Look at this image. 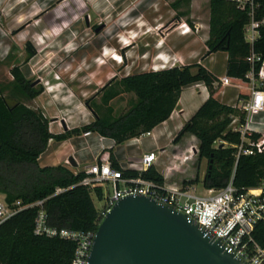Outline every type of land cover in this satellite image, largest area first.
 Listing matches in <instances>:
<instances>
[{"label": "trees", "instance_id": "trees-1", "mask_svg": "<svg viewBox=\"0 0 264 264\" xmlns=\"http://www.w3.org/2000/svg\"><path fill=\"white\" fill-rule=\"evenodd\" d=\"M178 4L176 1L172 5L178 9ZM254 5V19L264 20V0H254ZM180 15L186 16L188 12ZM249 21V10L241 9L236 0H209L207 54L225 52L226 75L243 81L248 80V72L253 71L256 75L260 67V62L252 64L247 60L250 54L260 55L264 60V23L258 28V37L249 43L244 36V26ZM27 51L31 55L30 47ZM11 73L27 98L34 99L40 94L24 80L18 67ZM198 82L207 87L209 96L184 123L174 141L186 133L197 139L198 158L207 160L202 180L205 189H221L229 182L238 190L259 187L264 180V153L244 154L239 147L251 146L241 140L239 132L229 127L235 117L243 122L245 113L215 97L214 86L218 80L199 63L128 74L120 79V85L122 90L135 95L129 111L114 116L109 102L116 92H104L101 97L106 105L104 114H99L89 104L93 121L80 129L57 134L49 131V121L42 110L21 102L9 104L0 88V193L5 194L8 204L17 200L22 204L43 201L42 206L21 210L0 225V264H70L75 248L72 241L34 235V219L40 208L45 211L49 226L83 232L97 228L99 217L91 193L100 200L102 189H90L81 184L85 177L83 171L73 173L62 164L40 166L39 157L50 139L62 142L90 130L114 139L118 145L122 144L167 120L182 88ZM249 137L252 142L260 138L255 133ZM217 141L220 143L215 146ZM107 158L113 167L122 170L123 177H141L159 188L164 184L163 175L153 165L138 173L122 168L112 151L103 152L98 160L101 162ZM183 184L192 182L184 181ZM57 188L64 191L54 194ZM252 237L264 248L263 222L255 225Z\"/></svg>", "mask_w": 264, "mask_h": 264}, {"label": "rangeland", "instance_id": "rangeland-1", "mask_svg": "<svg viewBox=\"0 0 264 264\" xmlns=\"http://www.w3.org/2000/svg\"><path fill=\"white\" fill-rule=\"evenodd\" d=\"M176 1H179L178 9L172 5ZM182 12H188V15H180ZM208 18L207 0H0L2 94L9 104L21 102L42 110L49 121V130L54 134L80 129L93 121L89 104L99 114H104L106 105L101 101L104 92H116L109 105L114 116L123 115L135 102V95L122 90L120 79L133 72L152 71L151 66L141 63L142 57L144 60L151 57L154 37L163 38L160 43L173 44L170 46L175 52L171 57L173 65H186L179 55L183 47L194 49L192 55H197L195 60L186 63L205 64L209 54L203 23L207 24ZM153 22L154 25L149 24ZM181 24L191 26L186 36L177 34L180 33L177 27ZM97 27L102 28L96 32ZM146 31H150L149 34L141 38ZM127 42L132 44L123 47ZM115 53L122 56L121 63L112 59ZM15 67L34 90L40 91L34 99L27 98L20 91L11 73ZM52 90L56 91L51 93ZM263 118L264 114L255 115L253 123L264 122ZM259 141L264 148V126L260 129ZM143 142L144 147L122 145L116 154L139 157L146 147L152 146L149 136H144ZM173 142L175 146L170 147L168 154L176 155L166 167L164 181L182 184L189 190L191 188L190 192L194 194L203 193L207 160L198 163L195 157L192 162L180 165L177 157L183 151L190 154L197 142L190 136ZM219 143L217 141L215 146ZM74 149L76 151V147ZM150 150L157 155L162 152L156 148ZM72 153L69 143L49 141L38 162L40 166L62 164L75 171L82 170L86 162H80L76 168L68 162ZM165 159V155H161L156 166H163ZM184 181L192 184L185 185ZM102 190L100 200L91 193L99 219L105 197L112 193L111 187ZM0 200L8 204L3 193H0Z\"/></svg>", "mask_w": 264, "mask_h": 264}, {"label": "built area", "instance_id": "built-area-1", "mask_svg": "<svg viewBox=\"0 0 264 264\" xmlns=\"http://www.w3.org/2000/svg\"><path fill=\"white\" fill-rule=\"evenodd\" d=\"M236 1L241 9L249 10L250 21L244 26V36L246 41L253 43L258 37V28L264 23V20L257 21L254 19V0ZM177 30L181 34H186L190 32V27L187 24H181L177 27ZM247 60L252 64L260 62L256 75L253 71L249 72L251 80L255 78L264 80V60L261 59V56L251 53ZM219 82L221 85H228L230 79L228 76H222L219 78ZM232 106L241 109L245 113V118L243 122L237 117L233 118L229 127L232 131L239 132L241 140L251 146L244 149L240 146V151L242 150L244 154H253L254 151L264 153L262 142L247 141V136L254 129L253 117L264 110V92L253 88L250 100L242 101L239 99ZM49 131L53 133L51 129ZM146 134H149V132H146ZM91 137L99 142L96 151L92 150L89 143ZM77 138L80 144L79 150L90 154V162L82 170H78L85 173V177L80 183L90 189L111 187L112 190V193L105 197L104 205L99 212L101 217L97 225L105 213L119 199L135 194L151 196L161 203L182 210L207 233L219 239L225 250L234 252L247 264H264V248L258 245L252 237L255 225L258 222L264 223V180L257 188L238 190L232 182H229L221 189L203 188L204 191L200 194L191 193V188L189 190L176 182L164 181L163 186L159 188L152 181L141 177H123L122 170L113 167L109 158L101 162L98 160L103 152H113V148L117 144L114 139L90 130L82 131ZM49 141H52V139ZM139 141V137H134L129 140V144L137 145ZM194 149L195 147L191 148L190 154L181 158V163L186 162L188 158L194 155ZM73 160L77 163L74 156ZM156 160V154L148 152L144 153L138 161H129L121 167L141 173L153 165ZM68 162L74 167L70 159H68ZM70 170L73 173L78 172ZM161 174L165 177L166 173ZM62 191L64 189L57 188L54 194ZM42 203L43 201L39 200L35 203L22 204L17 200L12 204H6L3 200H0V225L17 212L32 206H42ZM95 232L96 230L83 232L49 226L47 215L42 208H40L34 219V235L58 237L72 241L75 244L70 264H88Z\"/></svg>", "mask_w": 264, "mask_h": 264}, {"label": "water", "instance_id": "water-1", "mask_svg": "<svg viewBox=\"0 0 264 264\" xmlns=\"http://www.w3.org/2000/svg\"><path fill=\"white\" fill-rule=\"evenodd\" d=\"M88 264L247 263L182 210L135 194L116 201L102 217Z\"/></svg>", "mask_w": 264, "mask_h": 264}, {"label": "crops", "instance_id": "crops-1", "mask_svg": "<svg viewBox=\"0 0 264 264\" xmlns=\"http://www.w3.org/2000/svg\"><path fill=\"white\" fill-rule=\"evenodd\" d=\"M209 1V0H207ZM209 20V18H208ZM155 22V21H154ZM149 23L151 25H154L155 23ZM205 25V32L206 35L208 36V22L203 23ZM190 26V25H189ZM144 25L142 26V30H143ZM191 27V26H190ZM160 27L157 28V30H159ZM154 30V29H153ZM150 31H146L143 32L141 35V38H143L145 35L149 34ZM180 34L181 36H186L188 33L186 34H181V33H177ZM163 39V38H161ZM160 37H154L153 39V46H152V53H151V57L149 59H143L142 57V65H149L151 66V70L152 71H157V70H162L164 68H169V67H173L176 65L172 64V56L175 55V52L173 51V49L170 46H173V44L169 43H160L161 41ZM174 48V47H173ZM177 50L180 51V48H178ZM194 51V49L190 48V47H183L181 52L179 53L180 57H181V62L183 64H190V63H186L189 60H195L197 58V55H192V52ZM147 52L144 51L141 55L143 56L145 53ZM226 59H227V54L225 52H216V53H211L208 55V57L205 59V64L200 63L204 68H206L210 73H212L218 80L217 83H215V97L227 104V105H233V103H236L240 100L242 101H248L251 99V91L252 89H259L261 91L264 92V80L255 78L254 80H251L250 78V73L249 75H246L247 77V81H243L241 79H233L230 78V82L228 85H221L219 82V78L222 76H227L225 73V66H226ZM180 60V59H179ZM199 62V61H198ZM142 72H147V71H142ZM247 73V74H248ZM56 90H52L51 93L55 92ZM209 96V91L207 89V87L201 83H195L189 86H186L184 88H182L178 102L174 108V110L172 111L171 115L169 116V118L167 120H165L164 122L158 124L157 126H155L151 131H149V134L143 133L141 134L139 137L140 141L137 145H140L141 147L144 145L143 143V137L144 136H149L151 138V147H146L147 150H144V152L142 153V155L144 153H148L150 152V148H156L157 149H161L162 152L160 151V155L156 154L157 160L156 162L153 164V166L156 167V169L160 172V173H166V167L169 165V163H171L174 160V156L176 154H168L170 147L175 146L174 145V140L176 138V136L178 135V133L180 132L182 126L184 125V123L186 121H188L190 119V117L197 111V109L201 106V104L208 98ZM207 97V98H206ZM263 111H261L259 114L256 115V117H258L259 115L264 114ZM264 120V118H263ZM88 124V123H87ZM264 126V122H258L253 124V131L247 136L248 139L251 141L250 139V135L255 133V134H259L260 136V129ZM64 132V131H63ZM62 133V132H61ZM78 136V135H77ZM76 137H72L69 138L65 141L59 142L62 144H66L69 143L72 146V155L76 158L77 163L73 160V156H71L69 159H71V161L73 162V166L74 168L80 166V162H86L85 164H83V168L90 162V154L89 153H85L84 151L79 150L80 148V144H79V140ZM190 136L191 138H193L197 143L194 144L195 149L194 151V155L190 158H188V160H186V162L181 163V158L184 155H189V153H187V151H183L181 155L177 156L179 157V164L180 165H184L186 163L192 162V160L196 157L197 158V162L200 163V160L198 158V141L197 139L191 135V134H184L182 136ZM132 139V138H131ZM260 139V138H259ZM258 139V141H259ZM130 140V139H129ZM129 140L123 142L122 144H116L115 147L113 148V155H114V159L116 160V162L122 166L127 164L129 161H138L140 159V157L142 155H140L139 157L133 158V157H129L127 154L122 155L121 153L116 154L117 150L121 148V146H125V147H130V146H136V145H130L129 144ZM55 141V140H52ZM74 143V144H72ZM89 143L91 145V148L93 151H96V149H98V145L99 142L97 139H95L94 137H91L89 139ZM74 147H76V151L74 149ZM144 147V146H143ZM77 152V153H76ZM77 156H76V154ZM164 156L166 157V159L164 161L165 164L162 166H156L157 161L159 160L160 156ZM165 174V175H166Z\"/></svg>", "mask_w": 264, "mask_h": 264}, {"label": "bare ground", "instance_id": "bare-ground-1", "mask_svg": "<svg viewBox=\"0 0 264 264\" xmlns=\"http://www.w3.org/2000/svg\"><path fill=\"white\" fill-rule=\"evenodd\" d=\"M131 44H132V42H127V43H125V45H124L123 47H129ZM102 56H104V55L102 54ZM112 59H113L114 61H116L117 63H121V62L123 61L122 56H121L120 54H117V53H115V54L113 55ZM100 64H101V63H100ZM206 98H207V97H206Z\"/></svg>", "mask_w": 264, "mask_h": 264}]
</instances>
